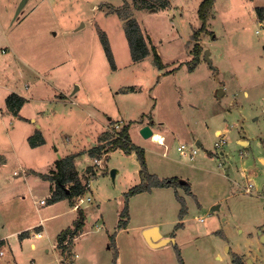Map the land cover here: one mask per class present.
<instances>
[{
	"label": "rangeland",
	"instance_id": "374dc122",
	"mask_svg": "<svg viewBox=\"0 0 264 264\" xmlns=\"http://www.w3.org/2000/svg\"><path fill=\"white\" fill-rule=\"evenodd\" d=\"M200 1L28 0L17 13L18 0H0V53L11 48L0 54V240L7 243L0 247L5 252L0 264L13 262L9 243L19 264H58L65 255L56 248V236L79 214L78 197L52 201L51 182L33 170L49 173L56 158L75 149L76 171L91 174L83 197L92 199L80 208L92 220L85 222L75 249L85 252L83 264L101 249V264H180L176 248L184 264H234L235 255L243 264H264L258 234H264V11L259 10L264 0H215L204 30ZM130 21L148 47L138 61L132 60L125 35ZM101 30L116 69L106 59ZM195 43L201 52L192 65ZM154 53L163 68L155 65ZM76 86L73 101L58 100L60 91ZM11 91L28 97L23 113L37 118L45 147L29 146L28 129L6 115L2 96ZM128 122L131 139L144 148L147 171L178 175L192 194L169 185L125 198L139 182L140 165L134 154L109 144ZM142 122L166 133V155L158 152L164 145L142 136ZM222 137L225 143L215 146ZM93 142L108 147L98 153ZM195 147L198 153L190 160L188 150ZM208 151L220 155L210 157ZM249 182L253 187L247 192ZM40 198L47 203L39 204ZM96 218L106 227L96 231L91 226ZM41 219L43 227L19 232L29 233L19 244L14 232ZM154 222L175 241L149 246L141 225ZM38 230L43 237L32 236Z\"/></svg>",
	"mask_w": 264,
	"mask_h": 264
},
{
	"label": "trees",
	"instance_id": "16d2710c",
	"mask_svg": "<svg viewBox=\"0 0 264 264\" xmlns=\"http://www.w3.org/2000/svg\"><path fill=\"white\" fill-rule=\"evenodd\" d=\"M215 0H201L197 9V14L199 19L202 21V25L200 27V30H204L205 28V22L206 18L210 13V10L214 4ZM259 10L264 11V7H259ZM260 17L263 19V14L260 15ZM197 32H194L192 34L193 37H195ZM125 35L128 41L129 49L131 58L133 61H138L145 56L148 55V47L146 46L143 37L141 35L140 29L137 27L134 21H130L127 26L125 27ZM99 36L102 42V46L104 49V53L106 56V59L108 60L110 67L112 69L116 68L114 56L111 51V48L109 46V43L107 41L106 35L104 31L99 32ZM193 58L191 60L192 65H196L198 57L200 55L201 49L198 43H195L193 47ZM154 62L155 65L161 69L164 67V64L161 61V58L158 54L154 53ZM24 103V98L19 96L16 93H10L5 98V105L8 111H10L14 115H18V112L21 108V106ZM131 124V122H128L120 128L118 131H114V137L111 140V143L109 144V148H119L123 150L125 153H134L139 161L140 164V176L141 181L133 186L131 189H129L125 193V198L127 199L130 195H133L140 191H150L152 187H164L173 185L175 187L182 186L184 189L188 191V185L186 183H183L180 181L177 177H170V178H159L156 174L149 173L147 171L146 167V161L144 157V149L140 146H137L130 142L129 135H128V126ZM107 134V133H106ZM100 140H102L100 138ZM28 143L31 147H36L38 145H41L44 143V139L42 138V135L39 130H36L33 135H31L28 138ZM108 147L105 144H99L97 146L92 147L91 149L96 150L98 153L103 150V148ZM75 155H67L64 157H60L56 160L55 166L56 171L53 175H44L45 178H51L55 182L56 188L53 189V193L51 194V200L56 201L63 199L64 197H71L78 196L80 194H83L85 187L83 184H81L77 172L75 170V163H74ZM68 185V188L66 187ZM189 192V191H188ZM182 204H184L183 200H181ZM185 205L180 209V217L184 216L185 213ZM82 215L80 214V217L76 219L74 222L73 228H66L62 230L58 234V240H57V247L61 248V253H69L70 247L69 244L71 243L72 238L77 235L79 230L82 227ZM179 224H177L178 226ZM28 232L22 231L18 234V237L20 239L28 236ZM64 241H67L66 244H64ZM6 247L5 241L3 239L0 240V247ZM5 253V252H4ZM177 258L180 264H184V261L181 257L180 251L178 248H176ZM117 257V252L114 250V260ZM234 264H243L239 257L235 255ZM8 264V263H6ZM15 264V263H12Z\"/></svg>",
	"mask_w": 264,
	"mask_h": 264
},
{
	"label": "crops",
	"instance_id": "0c3cea01",
	"mask_svg": "<svg viewBox=\"0 0 264 264\" xmlns=\"http://www.w3.org/2000/svg\"><path fill=\"white\" fill-rule=\"evenodd\" d=\"M19 1V0H18ZM28 0H26V2H27ZM25 2V3H26ZM25 5V4H24ZM23 5V6H24ZM22 6V7H23ZM21 7V8H22ZM7 47H9V46H7ZM10 48V47H9ZM10 51H11V48H10ZM10 51H8L7 53H4V54H2V53H0V54H2L3 56L5 55V54H8ZM14 55V54H13ZM15 57H17L16 55H14ZM13 56H11V58H12ZM9 59V58H5L4 60H12V59ZM18 58V57H17ZM8 60V61H9ZM7 61H5V63H6ZM115 65H116V63H115ZM116 69V68H115ZM29 86V85H28ZM76 89H79V87H77L76 86V88L75 89H73L71 92H69V90H67V93H64L63 91H60V95H61V98H58V100H61V101H64V102H67L68 100H70V102L71 101H73L74 99L72 98L73 97V94L75 93V91H76ZM10 93H16V94H18L19 96H21L22 98H24V103H23V105L21 106V108H20V110H19V112H18V115H14V114H12L10 111H8V109H7V114L6 115H9V116H12L15 120H17L16 122H19V123H21V127H26L27 129H28V132L25 134V136H26V142H27V144L29 145V143H28V138L31 136V135H33L34 134V132L36 131V130H39L40 131V133H41V135H42V138L44 139V143L43 144H41V145H38V146H36V147H34L35 149H37V148H39V147H45L46 145H47V139L45 138V136H44V134H43V131H42V129H41V127H40V124L37 122V118L36 117H34L33 115H27V114H24L23 113V110H24V105L29 101V99H28V97H26V96H24V95H22V94H20L18 91L16 92V91H11V92H9L8 94H10ZM8 94H6V95H3L2 97V99H3V107H6V105H5V98L7 97V95ZM57 99V98H56ZM0 108H2V107H0ZM40 113V112H39ZM41 113H43V112H41ZM0 116H4V114H2V113H0ZM145 124H147V123H145V122H142V123H140L139 124V128H141L143 125H145ZM150 127H151V129H152V125H150V124H148ZM105 127H106V125H105ZM153 131V133L154 132H157V133H159V134H161V136L163 137V139H162V141H158V142H156V141H154V140H152L151 139V137H150V139L153 141V142H155V144H157V145H159V146H162V145H164V147H163V150H162V152H160V151H158L160 154H162V156H164V155H166V148L168 149V146H167V137L165 136V134L166 133H164V132H160V131H154V130H152ZM220 130L219 129H216L215 130V134H217V132H219ZM128 135H129V139H130V142L131 143H133V144H135L134 142H133V140L131 139V136H130V134H129V128H128ZM99 138H103V137H101V136H99ZM98 138V139H99ZM68 142H69V140H68ZM196 142H199V140H196ZM237 142H238V140H237ZM247 142V144H248V140L246 141ZM225 143V142H224ZM223 143V144H224ZM99 144H102V143H100V142H97V143H94L93 142V144H92V146L94 147V146H97V145H99ZM142 145V144H141ZM30 146V145H29ZM215 146H220V145H217L216 144V142H215ZM143 148V147H142ZM183 148V146H178L177 147V149H182ZM57 149V148H56ZM144 149V148H143ZM192 149H195L196 150V152L193 154V158H190V153H191V150ZM192 149H189L188 150V154H189V158H190V160H194V158H195V155L198 153V150H199V147H195V148H192ZM76 150V149H75ZM72 151L71 153H67L65 156H67V155H72V154H74L75 155V158L74 159H76V156H77V153L79 152V151ZM104 150H106V147L105 148H103V150L102 151H104ZM220 151H222V150H220ZM218 153V154H217ZM126 154H128V155H130V156H133V154L134 153H126ZM207 154L211 157L212 155H216V156H218V155H220V153L219 152H212V151H208L207 152ZM5 155V154H4ZM106 155V154H105ZM135 155V154H134ZM135 157H136V155H135ZM144 157H145V161H146V167L148 168L149 167V164H148V162H147V158H146V155H145V151H144ZM8 158H10V157H8ZM7 157H4V160H6L7 162L9 161V159H8ZM137 158V157H136ZM58 158H56L55 160H54V162H53V166L51 167V171L49 172V173H41V172H37L36 170H33V171H35L37 174H39V175H41L42 176V179H44V180H46V181H50L51 182V186H50V191L51 192H49V194L51 193H53V188H52V186H54V180H52L51 178H45L44 177V175H53L54 174V172L56 171V166H55V163H56V160H57ZM258 159L260 160V157H258ZM137 161H138V159H137ZM139 162V161H138ZM76 164V163H75ZM140 165V164H139ZM19 167L18 166H15L13 169H12V171L15 173V170L16 169H18ZM24 168L25 167H21V169H23L24 170ZM76 170V169H75ZM117 171L118 170H115V173H114V175H116V173H117ZM138 171H139V175H140V167H138ZM34 172V173H35ZM77 172V175H78V178H79V180H80V182H81V184H83L84 185V183H85V181L88 179V178H90V176H91V174H90V172H87V171H85V170H81V174L78 172V171H76ZM21 173H23V172H18V174L17 175H20ZM154 174H156L159 178H168L169 176H164V175H158L156 172L154 173ZM17 175H15V176H17ZM170 177H177L178 178V175H175V176H170ZM138 178H139V182H140V179H141V176H138ZM178 179H181V178H178ZM138 182V183H139ZM182 182L183 183H186V181L185 180H182ZM137 183V184H138ZM250 183V182H249ZM249 183H248V185L247 186H245V188L246 187H248L249 186ZM187 184V183H186ZM84 187H85V190L87 189V187L84 185ZM191 186H190V184H189V186H188V193H190V194H192L193 193V190L190 188ZM252 187H253V185H252ZM155 189V188H154ZM177 189V188H176ZM85 190H84V192H85ZM161 190V189H160ZM84 192H83V194H84ZM126 191H124V193H125ZM150 192H154L153 191V189H151L150 190ZM83 194H80L81 196H83ZM41 199V198H40ZM39 199V200H40ZM48 199V198H47ZM47 199H46V202L44 203V204H46L47 203ZM91 199H92V197H91ZM59 201V200H58ZM57 201V202H58ZM61 201V200H60ZM39 202V201H38ZM40 204V203H39ZM41 205H43V204H41ZM49 205H52V204H49ZM79 208V210H80V212H79V214L76 216V218L74 219V222L76 221V219H78V217H80V214L82 215V217H81V219H82V222H83V224H82V227H81V229L79 230V232L77 233V235H75L74 237H76V240H75V242H74V245H73V242L71 241V243L69 244V247H70V250H67V251H69V253H67L66 252V255H67V257L72 261L73 260V264H83L84 263V261H85V259L87 258V257H85V252L84 251H81V254L79 253V252H77L76 250V241H77V238L84 232V230H83V228H84V226H85V222H87V221H90V220H92V218H91V215L90 214H86V211H83L80 207H78ZM42 219H44V218H42ZM40 220V221H38V222H35V223H33V224H30V225H28V226H25L24 228H21V229H18V230H16L15 232H14V234H16V235H18L19 234V232L22 230V229H26V228H32V227H36V228H39V227H43V220ZM201 218H197V220H199V221H202V220H200ZM98 218H96V220H95V222L93 223V224H91V226H93L94 227V229L96 230V231H99V230H101V228H103V226H104V228L106 227V225H105V221L103 220V223H97L98 222ZM74 222H73V224H72V226H67L66 228H68V227H70V228H73L74 227ZM152 227H155V229H152V231H151V233L148 235V239L145 237V230H147V229H149V228H152ZM66 228H64V229H66ZM64 229H62V230H64ZM61 230V231H62ZM107 230V229H106ZM127 230V226H124L123 228H120V231H126ZM141 230H142V237H143V240L149 245V246H151V247H153V248H162V247H164V246H166V245H168L171 241L173 242V241H175V238H174V235L172 234V233H163L162 231H161V229H160V225L158 224V223H149V224H143V225H141ZM38 231H40V230H38ZM60 231V232H61ZM119 231V230H118ZM37 232V231H36ZM40 232H42V231H40ZM59 232V233H60ZM58 233V234H59ZM84 233H86V232H84ZM83 233V234H84ZM33 234V233H32ZM31 234V235H32ZM58 234H57V236H58ZM259 236L261 237V234H263V233H261V230L259 231ZM30 235V236H31ZM152 235H154V236H156L155 237V239H153L152 238ZM33 236V235H32ZM56 236V245L58 244L57 243V240H58V237ZM34 237V236H33ZM41 237H43V232H42V236ZM40 237V238H41ZM73 237V238H74ZM224 237V238H223ZM72 238V239H73ZM221 238L225 241L226 239H227V237H226V234L224 233V231L222 232V236H221ZM4 241H5V239L4 238H2ZM27 239H29L28 238V236H26V237H24V238H22L21 240L19 239V240H17V241H19V244H22L23 242H25ZM159 239H164V241H159ZM148 240H151L152 242H154V244H150L149 243V241ZM262 241V240H261ZM6 242V241H5ZM263 242V241H262ZM9 243V242H8ZM67 243V241H64V244H66ZM264 243V242H263ZM5 245H7V243H5ZM71 245H73V249L71 250ZM226 247V246H225ZM9 248H10V250H11V255L12 256H10L11 258H12V260H13V262L12 263H15V264H19V262H20V260H19V258H18V255L15 253V250H13V247L10 245V243H9ZM30 248H32V249H35L36 248V243L35 242H33V241H31L30 242ZM56 248H57V246H56ZM108 248H109V246H108ZM76 249V250H75ZM57 250H59L58 248H57ZM101 252L103 253V252H105V250H103V249H101ZM101 252H94L93 253V257H91L90 259H91V261H90V264H101L102 262V256H103V254L101 253ZM65 254V253H64ZM72 254V255H71ZM63 255V254H62ZM216 257H217V255H216ZM11 263V264H12Z\"/></svg>",
	"mask_w": 264,
	"mask_h": 264
},
{
	"label": "built area",
	"instance_id": "2783aa9c",
	"mask_svg": "<svg viewBox=\"0 0 264 264\" xmlns=\"http://www.w3.org/2000/svg\"><path fill=\"white\" fill-rule=\"evenodd\" d=\"M115 126H116V128H119V125H118L117 123H116ZM114 128H115V127H114ZM115 130H116V129H115ZM117 131H118V129H117ZM216 135H217V136H220V135H221V132H218ZM225 141H226V138L222 137V138H220V139L218 140V142H216V144H217V145H222ZM195 152H196L195 149H192V150H191L190 158H193V154H194ZM93 162H94L95 164H97V163H99V159L95 157L94 160H93ZM89 183H90V178H88V179L85 181L84 185H85L86 187H88V186H89ZM66 187L68 188V185H67ZM251 187H252V184L249 183V186L246 187L245 190H246L247 192H250ZM77 197H78V198H77V199H78V202H77L76 205H74V207H76V208L80 207V204L83 203L85 200H86V201H91V196H87L86 199H84V197L81 196V195H78ZM45 202H46V201H45V198H41V199L39 200V203H40V204H44ZM200 220H202V219H200ZM33 236L36 237V238H39V237L42 236V232H40V231L34 232V233H33ZM3 254H4V250H3V249H0V256H2ZM63 255H64V254H63ZM58 264H72V261L67 257L66 252H65V255H64V256L60 257V260H59V263H58Z\"/></svg>",
	"mask_w": 264,
	"mask_h": 264
},
{
	"label": "water",
	"instance_id": "95a60500",
	"mask_svg": "<svg viewBox=\"0 0 264 264\" xmlns=\"http://www.w3.org/2000/svg\"><path fill=\"white\" fill-rule=\"evenodd\" d=\"M26 0H19L18 6H17V10L16 12L18 13L19 10L21 9V7L25 4ZM209 54L210 51L208 49L205 50L204 55L205 58L209 61ZM140 132L142 134L143 137L148 138V137H152L153 131L151 129V127L148 124L143 125L140 128ZM112 175H114L115 173V169L111 170ZM152 229H155V227L149 228L147 230H145V237L148 239V235L151 233ZM156 236L152 235V238L155 239ZM261 240L264 242V234H261ZM149 243L152 245L154 244V242H152L151 240H148ZM159 241H164V239H159Z\"/></svg>",
	"mask_w": 264,
	"mask_h": 264
},
{
	"label": "bare ground",
	"instance_id": "6f19581e",
	"mask_svg": "<svg viewBox=\"0 0 264 264\" xmlns=\"http://www.w3.org/2000/svg\"><path fill=\"white\" fill-rule=\"evenodd\" d=\"M152 140L158 142V141H162L163 137L161 136V134L157 133V132H154L152 134V137H151Z\"/></svg>",
	"mask_w": 264,
	"mask_h": 264
}]
</instances>
